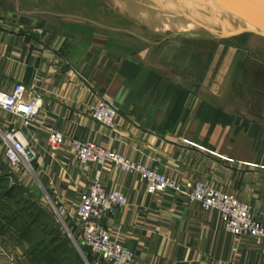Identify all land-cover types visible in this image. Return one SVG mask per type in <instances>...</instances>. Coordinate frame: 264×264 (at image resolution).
Returning <instances> with one entry per match:
<instances>
[{
	"label": "crops",
	"instance_id": "1",
	"mask_svg": "<svg viewBox=\"0 0 264 264\" xmlns=\"http://www.w3.org/2000/svg\"><path fill=\"white\" fill-rule=\"evenodd\" d=\"M0 8L9 10L8 19L0 14V92L23 83L39 97L38 123L25 129L37 152V181L65 208L59 211L74 235L80 237L76 206L101 170L107 189L127 198L104 223L134 252L135 264H264V243L228 232L218 210L172 190L150 193L140 174L122 172L111 161L84 174L70 145V138L92 140L182 184H208L249 203L264 223V127L211 94L209 71L195 83L187 72L192 63L181 62L186 74L178 73L154 63L149 50L114 47L115 33L151 46L170 36L151 41L114 27L113 18L61 13L27 0H0ZM100 99L119 108L114 129L91 116ZM20 123L0 107V132ZM50 128L65 136L56 148ZM5 151L0 135V165L7 163ZM19 245L1 228L0 264H35Z\"/></svg>",
	"mask_w": 264,
	"mask_h": 264
},
{
	"label": "rangeland",
	"instance_id": "2",
	"mask_svg": "<svg viewBox=\"0 0 264 264\" xmlns=\"http://www.w3.org/2000/svg\"><path fill=\"white\" fill-rule=\"evenodd\" d=\"M1 1L7 3L13 0ZM161 1L27 0L41 8L48 7L61 13H91L101 19L113 18L114 27L126 29L131 34H139L151 41L159 42L162 37L170 36V40L151 46L135 35L115 33L113 46L130 52L139 47L144 51L149 50L154 63L178 73L186 74L183 69L185 64L181 62L192 63L187 72H192L195 83L204 80L209 71L211 94L214 92L220 99L224 98L223 106L226 109L256 119L264 127V36L246 33L223 38L224 32L235 30L244 23L227 14H216L220 16L214 17L199 2L192 9L186 7L188 9L180 10L165 5L167 1L176 3L178 0ZM152 13L165 21L174 19V13L183 14V17L193 16L200 26L180 36L169 29L157 31L161 37H155L146 29H156L158 26V20ZM0 14L8 19L9 10L0 8ZM71 23L81 26L77 22ZM250 85L252 88H249ZM213 95L211 100L217 103V97ZM32 165L30 167L27 161H23L18 169L11 168L8 162L0 165V232L3 228L8 237L19 240V250L29 255H32L31 251L47 247L56 251L60 264H96L93 255V260L88 259L92 253L90 248L81 237L74 235V230L60 213L59 205L51 193L37 181L34 162ZM2 192H13L14 199H3ZM18 201L20 205L16 204ZM32 262L37 264L34 259Z\"/></svg>",
	"mask_w": 264,
	"mask_h": 264
},
{
	"label": "built area",
	"instance_id": "3",
	"mask_svg": "<svg viewBox=\"0 0 264 264\" xmlns=\"http://www.w3.org/2000/svg\"><path fill=\"white\" fill-rule=\"evenodd\" d=\"M0 107L20 119V125L11 124L0 135L5 141V157L13 169H18L23 161L30 167L37 152L26 136L25 129L38 123L40 111L39 97L19 83L12 92H0ZM119 108L113 101L100 99L91 110V116L105 126L114 129L117 125ZM51 146L56 148L65 140V136L50 128ZM79 166L84 174H89L93 164L103 165L107 161L114 163L122 172H134L145 181L150 193L172 190L177 194L199 202L206 210L220 212L225 229L239 237L250 236L257 243H264V223L258 218L253 207L236 196L212 187L203 182L182 184L174 178L159 172L143 163L129 160L120 153L95 143L92 140L70 138ZM98 170L92 183L76 206L75 223L80 237L96 258V264H135L134 252L113 239L104 220L117 208L127 203L126 195L118 188L107 189ZM64 211L63 206L60 207ZM264 251V247H263Z\"/></svg>",
	"mask_w": 264,
	"mask_h": 264
},
{
	"label": "water",
	"instance_id": "4",
	"mask_svg": "<svg viewBox=\"0 0 264 264\" xmlns=\"http://www.w3.org/2000/svg\"><path fill=\"white\" fill-rule=\"evenodd\" d=\"M203 4L218 14H227L244 23L235 30L224 32L223 38L246 33L264 36V2L262 0H205ZM25 19L27 21L28 18ZM149 30L156 33L153 28ZM175 35L180 36L181 33L176 32Z\"/></svg>",
	"mask_w": 264,
	"mask_h": 264
},
{
	"label": "bare ground",
	"instance_id": "5",
	"mask_svg": "<svg viewBox=\"0 0 264 264\" xmlns=\"http://www.w3.org/2000/svg\"><path fill=\"white\" fill-rule=\"evenodd\" d=\"M159 2L161 0H158ZM264 2V0H262ZM162 3H165L163 1H161ZM199 2L202 3L200 4L203 8L206 9V11H210L212 12V16L214 17H219L220 15L216 16V14H218L216 11H212L211 8H209L207 5H204L203 3L205 2V0H178L176 3H172V2H168L167 1V4H165L168 8H177L180 10H184V9H192L195 7V5H198L197 3ZM123 3V2H122ZM125 4V3H124ZM126 5V4H125ZM121 6V4H120ZM199 6V7H201ZM188 7V8H186ZM143 8V7H142ZM145 9V8H144ZM142 10V9H141ZM185 12V11H184ZM194 13V12H193ZM155 18H157L158 20V26H156V29H154L156 32L157 31H166V30H172L174 32H179V33H188V32H191L193 30H196L198 28V26H200V23H198L197 21H195V18L193 16L191 17H183V14H177V13H174V19H170L168 21H165L163 19H161L156 13H152ZM151 14V15H152ZM208 14V13H207ZM171 15V14H170ZM197 15V14H196ZM186 16H187V13H186ZM189 16V15H188ZM143 17V16H142ZM146 17V16H145ZM150 20V19H149ZM148 20V21H149ZM154 20V19H153ZM212 20V19H211ZM153 23V22H152ZM202 25V24H201Z\"/></svg>",
	"mask_w": 264,
	"mask_h": 264
},
{
	"label": "trees",
	"instance_id": "6",
	"mask_svg": "<svg viewBox=\"0 0 264 264\" xmlns=\"http://www.w3.org/2000/svg\"><path fill=\"white\" fill-rule=\"evenodd\" d=\"M249 88H252V85L249 86ZM13 192H2L1 197L3 199H14L12 196ZM20 201L16 202L17 205H20ZM14 225L15 222L13 223ZM45 247L43 250H37V251H31L32 256L34 257V260L37 264H60L58 263V257L55 250H49ZM57 248V247H56ZM89 260H93L92 253L88 255Z\"/></svg>",
	"mask_w": 264,
	"mask_h": 264
}]
</instances>
